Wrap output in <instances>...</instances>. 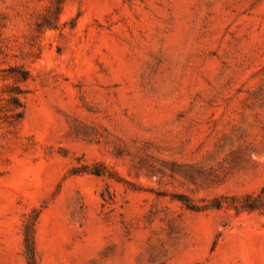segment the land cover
<instances>
[{
    "label": "rangeland",
    "instance_id": "rangeland-1",
    "mask_svg": "<svg viewBox=\"0 0 264 264\" xmlns=\"http://www.w3.org/2000/svg\"><path fill=\"white\" fill-rule=\"evenodd\" d=\"M263 189L264 0H0V264H264Z\"/></svg>",
    "mask_w": 264,
    "mask_h": 264
},
{
    "label": "trees",
    "instance_id": "trees-1",
    "mask_svg": "<svg viewBox=\"0 0 264 264\" xmlns=\"http://www.w3.org/2000/svg\"><path fill=\"white\" fill-rule=\"evenodd\" d=\"M99 174V172H96ZM264 191V189H263ZM257 197L253 198L252 196L247 197V203H245L243 206H241L243 209L246 210H254L258 208L256 204L253 203ZM26 248H27V260L29 264H38L37 258H36V250H35V245H34V240H33V234L28 233L26 236Z\"/></svg>",
    "mask_w": 264,
    "mask_h": 264
}]
</instances>
